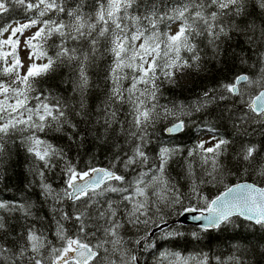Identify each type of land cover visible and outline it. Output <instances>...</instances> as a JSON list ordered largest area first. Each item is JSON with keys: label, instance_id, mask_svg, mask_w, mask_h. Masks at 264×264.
I'll return each mask as SVG.
<instances>
[{"label": "trees", "instance_id": "obj_1", "mask_svg": "<svg viewBox=\"0 0 264 264\" xmlns=\"http://www.w3.org/2000/svg\"><path fill=\"white\" fill-rule=\"evenodd\" d=\"M98 2L99 0H63V13L50 11L42 20L63 19L67 23V13L76 9L85 16H94ZM180 2L181 0H136L129 12L131 15H143L146 8L155 5L157 12L162 14ZM8 7V12L0 13V29L8 27L9 30L36 16L35 9L26 11L14 4H9ZM233 22L245 31H232L229 37H221L223 43L220 44L221 54L218 59L213 58L211 47L201 40L197 43L198 50H201L199 61L193 62L191 54L181 49V57L187 59L191 67L172 69L171 79L164 78L157 68L159 79L156 84L159 90L156 100L152 101L157 107L152 114V123L147 126L146 142L143 145V150L149 158L148 162L146 165H134L129 169H124L120 163L115 166L114 170L118 175H123L127 182L133 180L139 172L147 171L153 166V162L158 164L161 148L174 150L164 171L171 197L168 201L157 196L154 198L153 193H157L160 187L148 189L150 207L147 216H141V222L125 223L120 229L126 251L135 255L139 264H183L184 261L187 264H197L205 255L208 257V264H218L217 258L227 261L230 256L239 257L243 264H264L262 225L238 217L211 231L175 224L183 214L184 208L205 206L203 199L192 194L194 185L208 200L215 199L228 187L243 182L264 187V177L258 175V167L264 165V117L251 113L245 103L260 89L257 85H243L240 88L244 95L237 97L225 91L223 87L232 83L239 75H247L251 79L260 77V69L264 66L259 59V53L264 52V37L260 35V28L264 27V8L260 7L259 0H245L244 11L234 17ZM174 23H160L161 33H168ZM37 25L39 28L42 26ZM249 25L252 26V31H247ZM5 34L6 32L0 33V82L11 85L17 75L24 77L29 70L23 73L17 45H14L10 52L6 50L3 41ZM19 35L20 33L11 36V42L16 41ZM249 37L256 41L255 48L248 43ZM141 42L137 41V47ZM60 43L61 38L56 33L46 39L34 40L32 44L38 47L30 48L31 53L41 64H36L34 74L28 77L32 86L29 96L39 95L41 99L47 97L49 103L60 100L67 106L65 111L69 120L75 124V129L64 125L62 131L46 127L43 132L36 133L41 140L62 149L65 153V161H55L57 167L46 171L44 175V182L51 184L56 190L65 187L66 174L61 171L65 162L71 161L77 170L90 167L109 168L117 154H131L138 143L129 134L135 129L131 125V107L127 103L119 106V124L113 125L106 138L98 139L103 129L93 122L101 119L111 87L110 70L114 66L113 56L106 51L104 41H100L99 51L87 68L89 86L84 96L89 114L87 122L75 115V112L79 111L80 100L79 92L73 90L77 80L76 62L56 60ZM66 46L77 47V44L68 41ZM163 48L162 44L161 61L167 59L163 56ZM86 49L85 44L84 50ZM40 51L46 55L38 59L36 53ZM14 56L19 60L20 66L12 73H7L4 69L12 67L15 63ZM48 57H52L54 63L47 70H42L41 66L48 63ZM151 59L148 57L149 63ZM123 72L129 77L121 81L126 89L131 83L132 70L125 68ZM16 86L25 87L19 82ZM144 87L143 84L138 85L140 89ZM205 93L208 95L205 96ZM35 104L36 101L32 99L28 106ZM165 109L168 110L167 113ZM181 121L184 123L183 132L177 136H168L167 129ZM23 135L27 136L28 133ZM205 137L226 143L221 144L218 149L216 146L206 148L200 144ZM248 147L255 150L251 162L242 160V154ZM208 149L214 151L209 152ZM214 161L219 166L215 172ZM37 166L43 167V164L26 150L20 134L5 138V151L0 155V201L32 206V215L27 218L20 213L9 216L0 212L5 223V228L0 230V244L5 247L14 249L18 243L22 244L29 226H34L38 233H43L48 241H51V246H61L56 236L55 219L58 218V213L52 210L54 203L43 196L40 178L35 174ZM111 183L117 185L118 182ZM174 190L180 193L181 204L171 203ZM106 195L117 198L115 193ZM63 204L65 210L70 212L71 202L65 200ZM143 220L148 223H143ZM166 223L170 224L168 228L150 238L155 228ZM64 226L70 234L71 223L65 222ZM97 235L99 236V233ZM137 241L139 243H136ZM43 251L47 253L48 248Z\"/></svg>", "mask_w": 264, "mask_h": 264}, {"label": "snow or ice", "instance_id": "obj_2", "mask_svg": "<svg viewBox=\"0 0 264 264\" xmlns=\"http://www.w3.org/2000/svg\"><path fill=\"white\" fill-rule=\"evenodd\" d=\"M135 3L136 0H99L94 16H85L78 9L71 10L67 13L69 19L65 23L63 19L42 20L50 11L63 13V0H0V13L8 12L9 4L19 5L26 11L36 10L35 17L12 29V36H16L17 33L23 34L24 29L42 24L28 41L31 48L38 47L31 43L32 40L46 39L53 33L59 35L61 43L56 60L76 62L77 80L73 90L79 92L80 100L79 111H76L75 115L85 122L89 119L84 100L89 86L87 68L99 51L100 41H104L106 51L113 56L114 66L110 70L111 87L101 119L93 122L103 129L98 139L106 138L113 125L119 124V106L127 103L131 107L129 115L132 128L135 129L129 134L138 141L131 154H117L109 168L90 167L77 170L71 161L65 162L61 169L66 174L65 187L56 190L51 184L44 182V175L46 171L57 167L55 161H65V153L62 149L41 140L36 133L43 132L46 127L62 131L64 125L75 129V124L71 123L66 115L67 106L60 100L49 103L47 97L41 99L39 95L29 96L32 86L28 77L34 74L35 64L30 66L26 76L17 75L11 85L0 82V96L3 97L0 99V155L5 151V138L20 134L26 150L33 154L37 161L42 162L43 167L37 166L35 174L40 178L44 198L51 200L55 205L52 210L58 213V218L55 219L56 236L61 242L60 247H53L43 233H38L34 226H29L24 242L18 243L14 249L0 244V264H138L137 257L126 251L120 229L125 223L141 222V216H147L150 207L148 189L158 186L167 188L168 181L164 177V171L174 150L161 148L159 163L153 162V166L147 171L139 172L133 180L127 182L123 175L117 174L115 166L120 163L124 169H129L134 165H146L148 162L149 158L143 150V145L146 142L147 126L152 123V114L157 107L156 103H152L156 100L159 90L156 84L159 79L157 68L164 78L171 79L172 69L191 67L188 60L181 57V49L191 54L193 62L199 61L201 50H198L197 43L201 40L211 47L213 58L218 59L221 54L220 44L223 43L221 37H229L232 31H245L233 22L234 17L244 11L245 0H181L162 14L157 12L155 5H151L143 15H131L129 10ZM259 5L264 8V0H259ZM165 21H180L179 30L174 35L161 33L159 24ZM252 30L249 25L247 31ZM7 31L8 27L0 29V33ZM260 35L264 37V27L260 28ZM68 41L76 42L77 47H67ZM137 41H142L138 47ZM10 42L11 40L4 43ZM248 43L255 48L256 41L251 37ZM162 44L163 56L167 59L161 61ZM45 55V52L40 51L36 53V58ZM32 56L33 53L30 52L29 59H32ZM148 57L152 58L150 63ZM259 59L264 65V52L259 53ZM14 60L12 67L5 68L4 71L12 73L20 66L15 56ZM53 63V58L48 57V63L42 65L41 69L47 70ZM125 68L132 70L131 83L126 89L121 84L123 79H129L123 72ZM17 82L25 87H17ZM139 84L145 87L140 89ZM241 84L259 87L260 90L245 103L251 113L264 117V66L260 69L259 79L239 75L232 83L223 87L228 93L241 97L244 95ZM207 95L205 93V96ZM32 99L36 104L29 107V101ZM167 111L165 109L166 113ZM182 127L181 121L168 131L178 132ZM25 132L28 133L27 136L23 135ZM224 143L226 141H219L216 148ZM208 151L213 152L214 149ZM254 151L253 147L245 149L242 160L251 162ZM218 167L214 161L213 172ZM258 175L264 177V165L258 167ZM111 181L118 183L113 185ZM108 193L117 194V198L108 197ZM192 194L203 199L205 206L187 207L184 211L200 212L201 216L194 219L206 220L208 223L204 225L205 228H219L222 224L230 223L231 218L237 215L264 226V187L248 183L236 184L234 187H228L215 199L208 200L194 185ZM65 200L71 202L70 212L64 208ZM171 203H182L178 191H173ZM31 207L19 202L0 201V212L9 216L20 213L27 218L32 215ZM204 212H207V215H204ZM65 222L71 223L70 234L65 229ZM142 222L148 223L147 220ZM4 228V216L0 215V230ZM46 247L47 253L43 251ZM217 261L218 264H243L236 256H230L227 261L217 258ZM183 264L187 262L184 261ZM197 264H208V257L203 256Z\"/></svg>", "mask_w": 264, "mask_h": 264}, {"label": "rangeland", "instance_id": "obj_3", "mask_svg": "<svg viewBox=\"0 0 264 264\" xmlns=\"http://www.w3.org/2000/svg\"><path fill=\"white\" fill-rule=\"evenodd\" d=\"M14 28H16V27H14ZM12 29L13 28L9 29L6 32V34L4 36V42L11 40ZM38 29H39L38 27L28 28L23 32V34L19 35L18 39L16 40V41H18V43L16 41H13L10 43H5V45H4L8 52H10L13 49L14 45H17L18 51L20 53L23 73H26L29 70L30 66H32L33 64L36 63V59L33 56H32V59H29V54L32 51L30 50L31 47L29 46L28 41L31 37L34 36V34L38 31ZM31 43H34V40H32ZM204 141H205L204 144H205L206 148H213L214 147L213 144L215 142L211 141L209 138L204 139ZM157 193L158 194H154V198L157 196V197L162 198L166 201H168L167 199H169V197H171V195H172L170 193V190L168 187L167 188H161L160 187L159 190L157 191Z\"/></svg>", "mask_w": 264, "mask_h": 264}, {"label": "water", "instance_id": "obj_4", "mask_svg": "<svg viewBox=\"0 0 264 264\" xmlns=\"http://www.w3.org/2000/svg\"><path fill=\"white\" fill-rule=\"evenodd\" d=\"M244 85V84H241L240 87ZM173 126H171L170 128H172ZM169 129V128H168ZM167 129V135L168 136H177L179 135L180 133L183 132L184 130V123H183V127L180 131L178 132H173V133H170ZM243 183H248V184H253V183H249V182H243ZM243 183H239V184H243ZM236 185V184H235ZM235 185L231 186V187H234ZM254 185V184H253ZM256 186V185H255ZM258 187V186H257ZM204 215H207V212H204ZM201 216V213L200 212H187V211H184L183 214L179 217V219H177L175 221V224H181L183 226H194V227H198V228H202L204 230H207V231H211V230H215V229H218V228H205L204 225H206L208 222L206 220H203V219H194V217H200ZM235 217H238V218H242L246 221H249L247 220L246 218L244 217H240V216H233L232 218H235ZM231 218V219H232ZM249 222H252L254 223L253 221H249ZM256 224V223H254ZM223 225V224H222ZM170 226L169 223H166V224H163L161 226H159L158 228H155L151 234H150V238H153L155 236V234L159 233V232H163L166 228H168Z\"/></svg>", "mask_w": 264, "mask_h": 264}]
</instances>
